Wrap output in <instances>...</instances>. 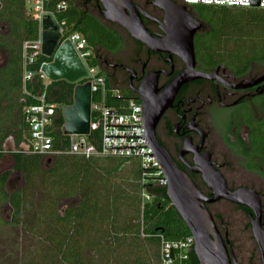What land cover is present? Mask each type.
<instances>
[{
  "label": "trees",
  "instance_id": "obj_1",
  "mask_svg": "<svg viewBox=\"0 0 264 264\" xmlns=\"http://www.w3.org/2000/svg\"><path fill=\"white\" fill-rule=\"evenodd\" d=\"M63 2L67 9H57ZM27 3L28 0H0V52L6 58L0 65V156L6 140L13 137L20 148L13 155L15 170L24 181L22 187L9 192V173L0 175V209L7 204L12 211L8 221L0 216V229L7 226L10 242L9 248L4 247L0 264H159V236L173 242L192 234L169 199L167 188L155 185L150 177L143 182L139 161L62 154L48 159L47 164L45 157L28 153L23 147L29 140L24 107L37 103L24 93L23 47L25 42L37 40L41 29ZM45 9L57 21H65L70 33H80L87 39L88 47L94 50L91 63L107 82L109 107L121 109L131 100L140 101L107 75L109 58L100 53H116L124 46L120 33L123 29L107 22L101 9L95 5L91 8L85 0H52ZM220 9L236 11L237 7ZM256 19L259 21L246 20L243 27L233 24L228 30L224 25L208 27L209 33L216 32L198 39L205 59L202 61L212 66L226 64L238 74L261 63L264 18ZM49 62L52 59L42 54L31 68L37 85L29 83L27 89L34 95L45 88L40 69ZM75 86L62 80L47 87L49 92L56 89L53 102L58 105L59 126L50 135L58 151L68 148L62 111L73 104ZM115 90L119 96L114 95ZM261 110L264 112V102ZM94 136L95 133L90 139ZM254 137L252 147H245V142L241 147L249 158L248 167L264 177V156L257 151L264 150V142L256 147ZM144 190L151 199L143 203ZM66 200L77 202L61 210ZM193 264H199L195 255Z\"/></svg>",
  "mask_w": 264,
  "mask_h": 264
},
{
  "label": "flooded vegetation",
  "instance_id": "obj_2",
  "mask_svg": "<svg viewBox=\"0 0 264 264\" xmlns=\"http://www.w3.org/2000/svg\"><path fill=\"white\" fill-rule=\"evenodd\" d=\"M85 1L91 8L93 5L98 6L102 14L104 7L100 0ZM132 1L153 18L150 19L143 16L144 24L148 30L157 37H164L166 33L162 28L164 24L161 23L165 21L166 10L157 6L156 0ZM171 1L177 7H186L188 12L191 13L190 7L181 4L178 0ZM102 16L104 17V15ZM194 17L202 24L201 29L197 31L194 38L196 70L207 73L216 72L215 78L214 80H196L183 85L161 116L156 128L157 136L170 158L181 171L189 176L208 199L215 197L214 191L205 183L203 175L193 170L197 159H200L205 153L211 155L213 166L224 177L230 191L234 192L241 188L254 189L262 199L264 228V194L252 185L241 183V178L236 176L233 170L235 166L243 164L242 161H244V166L247 167L245 168L246 172L262 176L259 172L248 167L249 158L244 155L241 142H245L244 146L247 148L253 146V136H255L256 147L264 142V112L261 110V104L264 102V82L247 88H236L235 86H245L249 82H256L264 74L253 75L251 73L255 64L252 65L248 72L238 74L226 64L212 66L201 61L198 39L201 36L209 37L210 33L206 23L198 17ZM124 31L127 33L126 30ZM128 37L135 45L133 56L128 61H122L111 56L105 66V72L108 76L115 78L122 87L138 97L140 96L136 91L141 87L145 77L151 75L156 82L155 92L152 96L157 101H166L168 97L165 91L172 81L187 67L185 60L177 54L182 52V49L180 47H172L167 48V51L153 52L144 44L135 41L129 34ZM112 55H115V53H112ZM129 70H133L135 73ZM150 90L152 88L145 90V92L150 95L153 91ZM238 108H240V114L237 113ZM214 110H224L227 113L217 118ZM258 125L262 126L258 127ZM213 128L219 129L218 133L226 153H224L223 149L216 151V145L213 147ZM203 137H205V140H203ZM14 146L13 161V155L19 152L20 149L16 147L15 142ZM23 147L27 148V144ZM253 150L255 151V149ZM257 151L264 156V150L262 151L259 148ZM4 153L0 158L4 157ZM239 158L241 160H238ZM258 160L260 159L258 158ZM13 170L16 171L15 162ZM4 172L9 173L10 179L12 170ZM204 207L212 215L218 233L228 248L233 264L262 263V254L252 230L250 215L253 211L251 209L239 206L226 199L217 202H205ZM244 219L246 220L244 228H248L251 232V237L257 247L258 257L257 254L254 256V250L252 253L245 252L241 246L240 236L237 237L235 234L236 229L243 225ZM213 241L216 242L215 236H213ZM194 255L196 256L195 253ZM205 264L212 263L206 260Z\"/></svg>",
  "mask_w": 264,
  "mask_h": 264
},
{
  "label": "water",
  "instance_id": "obj_3",
  "mask_svg": "<svg viewBox=\"0 0 264 264\" xmlns=\"http://www.w3.org/2000/svg\"><path fill=\"white\" fill-rule=\"evenodd\" d=\"M103 4L102 15L106 21L123 28L137 42L144 44L153 52L167 51V48L180 47L181 56L186 64V69L180 73L169 85L165 94L166 101H157L153 95L156 82L151 75H147L136 91L140 96L144 109V122L146 133L144 136L147 147L155 154L166 179L168 181L167 195L182 219L189 227L195 238V254L200 264L206 260L212 264H233L228 248L218 233L214 219L204 207L205 202H217L222 199L239 206L247 207L253 211L250 215L254 238L259 245L264 264V228L263 204L260 195L251 188H241L230 191L224 177L217 171L211 162V155L205 153L197 159L194 171L203 175L205 183L214 191L215 197L208 199L199 187L180 170L161 145L156 128L163 113L172 102L179 89L196 80H214L215 73L196 70V54L194 38L201 29L202 24L186 7H177L171 0H156V5L167 12L162 27L164 37L153 35L145 26L143 16L153 19L132 0H100ZM261 0H253L252 7L260 8ZM31 8L29 12L31 13ZM42 54L51 58L52 62L45 63L42 73L51 82L65 80L75 84L73 104L63 108L65 120L63 132L65 135H91L93 92L90 82L81 84L88 73L78 56L73 44L63 40L58 31V26L51 15H45L42 20ZM130 72L135 73L133 70ZM264 82V75L256 82H249L245 86L236 85V88L251 87ZM152 88L151 97L145 90ZM149 95V96H148ZM166 97V98H167ZM205 140V137H203ZM203 145V144H202ZM218 234V235H217ZM216 237V242L213 241Z\"/></svg>",
  "mask_w": 264,
  "mask_h": 264
},
{
  "label": "built area",
  "instance_id": "obj_4",
  "mask_svg": "<svg viewBox=\"0 0 264 264\" xmlns=\"http://www.w3.org/2000/svg\"><path fill=\"white\" fill-rule=\"evenodd\" d=\"M52 0H30L32 18L40 23V34L37 40L25 42L23 47L24 58V93L37 100L36 104L24 107L25 122L29 129L27 152L45 158H54L58 155H76L85 158H121L139 161L143 169V182L146 177L153 178L157 186L166 187L168 181L160 163L155 157L144 136L146 133L144 122V109L140 101L131 100L119 108L107 105V82L100 75L98 67L88 68V76L83 83L90 82L93 92L91 135H66L68 136V148L58 151L54 148V140L50 135L54 128L59 126L58 105L53 102V93L44 89H38L37 94L28 91L29 83L37 85L35 72L31 70L42 56V20L45 15H51L58 26V31L63 40H69L83 63L89 62L94 50L88 47L87 39L80 33H70L65 21H57L52 13L46 11L45 5ZM185 6L204 5L214 7L250 8L253 0H178ZM260 8H264V0H261ZM57 9L66 10L65 2L57 5ZM45 64V63H44ZM43 64V65H44ZM40 73L43 79L45 78ZM82 83V84H83ZM115 96H119L115 90ZM97 97V100H95ZM95 133L91 140L92 134ZM151 197L142 192L143 203ZM161 243L159 264H193L195 253V238L191 235L179 241H166L159 236Z\"/></svg>",
  "mask_w": 264,
  "mask_h": 264
},
{
  "label": "rangeland",
  "instance_id": "obj_5",
  "mask_svg": "<svg viewBox=\"0 0 264 264\" xmlns=\"http://www.w3.org/2000/svg\"><path fill=\"white\" fill-rule=\"evenodd\" d=\"M27 3V8H31L30 4ZM221 7H211V6H204V5H193L190 6V11L191 13L198 17L200 20H202L203 22L206 23V25L209 28H217L221 25H224L225 28L228 30L230 27L233 26V24L236 27H243V25L246 23V20H257L256 18H264V10L262 8H246V9H240L237 8L236 11H224L222 9H220ZM245 10V11H244ZM259 21V20H257ZM263 22V21H262ZM210 31V30H209ZM212 32H210V35H212ZM216 30L213 32V35L215 34ZM120 33L122 34V36L125 39V43L123 48L116 52L115 55H112V53H108V52H100L103 56L110 58L112 57H116L119 58L122 61H128V59H130L133 56L134 53V48L135 45L132 42V40L128 37V34L124 31V30H120ZM213 46V43H212ZM201 57V61L205 60L204 57L202 55H200ZM6 58L3 55V53L0 52V65L5 62ZM24 60V58H23ZM86 71H88V68L93 66L91 63V60L87 63H83ZM23 69H24V64H23ZM251 73L253 75H262L264 74V60L261 61V63H257L253 66ZM48 81V80H47ZM128 103V102H127ZM216 111V112H215ZM214 114H216L217 118L224 116L225 113H227L224 110H214ZM240 108L237 109V113L240 114ZM228 126V125H227ZM228 129V128H227ZM219 129L213 128L212 129V143L214 144L213 147H215L216 151H219L220 149L224 150V153H226L224 144L222 143L221 139H220V135L218 133ZM4 157L0 158V174L4 171H10L12 170V175L7 183V190L9 192H14L16 189L22 187L24 181H23V177L20 173L16 172L13 170L14 167V161L12 158V153L15 151V146H14V140L13 138H9L4 145ZM99 159H103L101 157H98ZM48 159L51 158H46V163L48 164L49 161ZM120 159V158H117ZM127 160V159H126ZM238 160H241L240 158ZM131 161V160H128ZM135 161V160H132ZM243 164L234 167V171L236 176L240 177L242 182L244 184L247 185H252L255 188H257L258 190H260L263 194H264V177L263 176H257L251 173H248L245 171V168H247L246 166H244V161H242ZM129 164L127 163L126 166H128ZM235 165H237V163H235ZM131 166V165H130ZM130 166H128V168H130ZM77 201L76 200H66V201H62L61 203V210L66 209L67 207L75 204ZM11 208L9 205H4L1 210H0V216L2 217L3 220L8 221L11 219ZM246 223V220L244 219L243 221V225H241L240 228L236 229V236L239 237L240 236V241L242 243V247L244 248L245 252H250L252 253V251L254 250V256L255 254H257V247L255 245V241L253 240V238L251 237V232L248 230V228H244V224ZM8 236H9V230L7 228V226L1 227L0 229V238H2L3 240V244L0 245V260L2 259L3 254L5 253V249L4 247L6 246L7 248H9L10 246V242L8 240ZM10 238V237H9ZM5 247V248H6ZM9 251V249H8ZM144 253V251H142ZM258 257V254H257Z\"/></svg>",
  "mask_w": 264,
  "mask_h": 264
},
{
  "label": "crops",
  "instance_id": "obj_6",
  "mask_svg": "<svg viewBox=\"0 0 264 264\" xmlns=\"http://www.w3.org/2000/svg\"><path fill=\"white\" fill-rule=\"evenodd\" d=\"M2 64H4V62ZM47 80H48L47 78H44V83L47 84V85H50L51 84V81L50 80L47 81ZM55 91H56V89L55 90H52L53 97H55Z\"/></svg>",
  "mask_w": 264,
  "mask_h": 264
}]
</instances>
